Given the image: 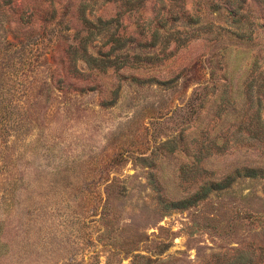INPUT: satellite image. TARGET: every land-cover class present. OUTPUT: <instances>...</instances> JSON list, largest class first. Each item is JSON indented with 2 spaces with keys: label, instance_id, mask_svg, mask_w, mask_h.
I'll return each instance as SVG.
<instances>
[{
  "label": "rangeland",
  "instance_id": "1",
  "mask_svg": "<svg viewBox=\"0 0 264 264\" xmlns=\"http://www.w3.org/2000/svg\"><path fill=\"white\" fill-rule=\"evenodd\" d=\"M0 264H264V0H0Z\"/></svg>",
  "mask_w": 264,
  "mask_h": 264
}]
</instances>
